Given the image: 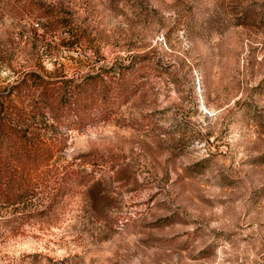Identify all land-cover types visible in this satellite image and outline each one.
Wrapping results in <instances>:
<instances>
[{"label":"rangeland","instance_id":"374dc122","mask_svg":"<svg viewBox=\"0 0 264 264\" xmlns=\"http://www.w3.org/2000/svg\"><path fill=\"white\" fill-rule=\"evenodd\" d=\"M34 1L54 14L0 0V114L60 142L27 196L0 197V264H264V0ZM120 62L138 89L85 126L13 90ZM69 161L90 174L51 204Z\"/></svg>","mask_w":264,"mask_h":264},{"label":"trees","instance_id":"16d2710c","mask_svg":"<svg viewBox=\"0 0 264 264\" xmlns=\"http://www.w3.org/2000/svg\"><path fill=\"white\" fill-rule=\"evenodd\" d=\"M30 1L42 10L43 15L54 14L52 7L40 1ZM136 75V69L130 63L120 62L89 72L79 79L46 78L30 73L20 79L13 90L30 95V102L24 107L30 105L31 110L40 108L66 128L81 127L110 118L138 89L140 83ZM1 111L0 197L7 203H14L31 192L32 185L24 170L46 163L60 139L56 135L46 137L41 131L34 130L35 126L22 116L28 115L27 111L15 102L10 108L1 107ZM75 157L85 164L99 167L109 161L114 162L117 155L87 151ZM71 163L65 164L60 172L61 181L51 204L68 192L72 184L84 182L90 174L71 166Z\"/></svg>","mask_w":264,"mask_h":264}]
</instances>
